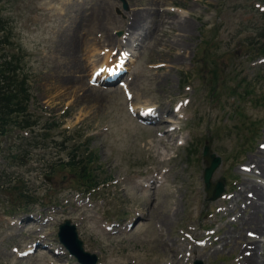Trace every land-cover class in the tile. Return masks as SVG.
I'll list each match as a JSON object with an SVG mask.
<instances>
[{
	"label": "rangeland",
	"instance_id": "374dc122",
	"mask_svg": "<svg viewBox=\"0 0 264 264\" xmlns=\"http://www.w3.org/2000/svg\"><path fill=\"white\" fill-rule=\"evenodd\" d=\"M126 1L128 10L121 0H0V23L10 40L3 48L24 50L20 62L27 74L24 104L38 119L31 130L14 127L0 135V264H78L57 240L58 224L65 218L77 225L84 248L98 256L97 264H168L173 256L169 244L180 256L184 252L183 257H189L184 263L181 259L182 264L195 259L204 264H241L238 254L245 244L242 256L254 254L253 264H264V234L249 236L258 234L257 228L264 231V205L253 197L255 190L264 191V176L258 167L242 168L251 166L260 150L256 159L262 157L264 165L260 146L264 56L255 49L264 42V0ZM142 11L146 19L126 38L125 24ZM91 14L99 24L86 32ZM183 20L189 25L185 31L179 26ZM103 23L112 41L102 40ZM120 48L133 51L126 73L107 85L90 84L94 66L110 57L108 63L113 62L117 58L113 49ZM209 78L219 81L218 99L210 96ZM122 79L124 85L119 83ZM226 80L238 90L248 83L251 91L240 97L225 90ZM126 86L135 96L132 105H158L161 114L155 122L153 115L145 119L141 113L132 114L137 106L128 108ZM183 98H189L188 103L174 111ZM46 122L54 125L43 134ZM184 122L178 130L176 124ZM172 128L176 129L166 133ZM206 140L222 159L212 182L221 176L235 182L225 186L231 197L246 182L244 195L258 201L257 207L245 208L241 200L206 199L202 178ZM76 144L97 154L94 174L98 180L107 179L91 193H82L66 169H57L56 175L50 172L54 168L50 163L66 158ZM24 150L29 159L21 156ZM45 175H51L50 180ZM30 195L42 205L19 208L13 212L16 216L3 211ZM54 201L57 204L50 205ZM241 215L255 223L240 222L246 242L241 246L234 233L236 237L224 245L222 236L228 238V231L236 230ZM117 221L126 225V234L121 235V227L115 234L105 231L107 222ZM186 233L206 244L197 246ZM35 240L47 247L41 245L33 255L21 257L19 252ZM187 244H194V250ZM54 249L64 253L56 255Z\"/></svg>",
	"mask_w": 264,
	"mask_h": 264
},
{
	"label": "trees",
	"instance_id": "16d2710c",
	"mask_svg": "<svg viewBox=\"0 0 264 264\" xmlns=\"http://www.w3.org/2000/svg\"><path fill=\"white\" fill-rule=\"evenodd\" d=\"M5 29V25L0 23V135L8 133L14 127H18L19 129L31 128L38 120L33 117L27 105L24 104L28 95L27 74L23 72L24 70L20 63L24 57V50L20 46L16 50H9V52L4 50L3 43L9 40L8 31L4 32ZM202 49L201 47L199 51ZM255 49L258 54H264V42ZM212 71H214V66L211 68ZM212 75H214V72H212ZM210 82V96L218 99L219 95L216 88L219 81L211 78ZM225 84L227 85L225 90L237 93L240 97L243 95L247 96L251 91L248 83L242 86L240 90L235 86L227 84V80ZM240 115L243 116L244 114L240 113ZM50 126V124H47L45 127L49 128ZM22 153L24 156L28 155L26 150ZM96 157L97 154L94 151L82 147L81 144H76L67 153L66 158L60 157L53 160L51 167L57 165V169H64V172L67 170V172L71 173L70 178H74L80 189L89 192L95 189L101 181L96 178L92 166ZM53 171L55 172L54 169ZM15 185H12L13 189H16L17 185ZM34 199L35 196L22 202L29 203L32 202L30 200Z\"/></svg>",
	"mask_w": 264,
	"mask_h": 264
},
{
	"label": "bare ground",
	"instance_id": "6f19581e",
	"mask_svg": "<svg viewBox=\"0 0 264 264\" xmlns=\"http://www.w3.org/2000/svg\"><path fill=\"white\" fill-rule=\"evenodd\" d=\"M77 2V1H76ZM79 2V1H78ZM96 10L95 9H93L92 10V13L94 14V13H96L95 12ZM98 14V13H97ZM146 19V15H145V12L144 11H142V12H138V13H136V14H132V17L130 18V21L127 23V24H125V28H124V30H126L125 32H123L124 34H125V37L126 38H128V37H131V34H130V32L132 31V28L134 29H136V28H138L142 23V21H144ZM106 20V19H105ZM86 23H87V25H86V27H85V30H86V32L87 31H89V30H92V27H95V25H98L99 24V21L98 20H96V17H93V15L91 14L88 18H86ZM102 26V28H103V33H104V37H105V39H102L103 41L104 40H107L108 42L112 39V35H111V33L109 32L108 33V31H107V29H106V25L103 23V25H101ZM179 26H180V28H182V30H186V28H188V23H187V21L186 20H183V21H179ZM88 27V28H87ZM85 32V33H86ZM134 34V33H133ZM101 35H103V34H101ZM133 36V35H132ZM101 40V41H102ZM72 41V40H71ZM112 41V40H111ZM114 41V40H113ZM74 42V41H73ZM111 43V42H110ZM111 45V44H110ZM95 68H97V66H94V69ZM128 87V86H127ZM97 92H102V93H104V94H110V92H103V91H100V90H98ZM134 104V106L136 107H138V108H142V110L144 109V108H146V107H144V105L143 104H141V103H137V104H135V103H133ZM149 107V106H148ZM159 113L161 114V110L159 109V107H158V105L157 106H152V108H149L147 111H146V113H144V114H141L142 115V117L143 118H145V119H148L150 116H152L153 115V118L151 119V122H155L156 121V119H157V117L159 116ZM172 113V112H171ZM152 125V124H151ZM167 126V125H166ZM161 128V127H160ZM174 129H176V128H172L171 130H167L166 131V133H168V131H172V130H174ZM162 137V136H161ZM261 152H263V151H258V155H256L255 157H253L252 158V160L250 161V163L251 162H254V166L255 167H258V169H259V173L261 174V175H263L264 176V165H263V160L261 159V158H259V159H256L258 156H260V154H261ZM251 168H252V166H251ZM255 170V169H254ZM253 186V185H252ZM263 185H261L260 184V187H262ZM246 187H247V183L246 182H244V183H242V186H241V189L238 191V193L236 194V197H233V198H229V199H226L228 202H234V201H236L237 203L241 200L242 202H244L245 203V208H248V207H251V206H253V207H257V202L258 201H261V204L262 205H264V191L263 192H261V191H258V190H255V192H253V197L254 198H256L258 201H256V203L255 202H253V200L251 199V198H248V196H245L244 195V192H245V190H246ZM253 188L255 189L256 187H254L253 186ZM250 200V201H249ZM249 202V203H248ZM241 206V205H240ZM167 220V216H164L163 217V219H162V222L164 223L165 221ZM252 222V223H254V220L253 219H247V218H245V217H242V215L240 216V217H238V219L236 220V224H237V228H236V230L235 231H228V234H229V236H228V238L224 235L223 237H222V240H224V245H227V243H228V241H229V239H232V238H234V237H236L235 236V234L234 233H236L237 234V238H240L241 240L239 241V243H240V245L241 244H243L242 243V241H245L246 242V240H245V238L242 236V231H243V227L240 225V222H242V224H246V223H248V222ZM255 224V223H254ZM259 226H261V225H259ZM249 227V226H248ZM251 228V227H250ZM257 228V227H256ZM261 228V227H260ZM260 228H257V230H258V235L257 236H261L262 234H264V231L263 230H261ZM235 229V228H234ZM251 231V230H250ZM226 234V233H225ZM245 235V234H244ZM256 236V235H255ZM252 240V239H251ZM258 241V240H257ZM160 242L163 244V245H167V243H166V241H165V239H160ZM236 242V241H235ZM238 242V241H237ZM251 242H253V241H251ZM257 245V243H255V246ZM242 246V245H241ZM246 244L244 245V246H242V249H244V250H242V252H240V256H239V254H238V260L240 261V263L242 264V262H245L246 264H253V263H255L256 261H257V259L255 258V255L253 254V255H245V256H242V255H244V254H242L243 252H245L246 250H245V248H246ZM250 246V245H249ZM169 250L173 253V256L171 257V261L168 263V264H182V262L184 263V260L186 261V257L184 256L183 257V255H184V252H182L181 253V256H180V251L175 247V246H173V244L172 245H170L169 244ZM194 246H190V250L192 249V250H194ZM256 250V247H254L251 251H255ZM183 251V250H182ZM250 251V252H251ZM179 254L178 256H179V258H175V254ZM263 256V255H262ZM260 257V256H259ZM264 258V257H263ZM181 259H182V262H181ZM188 259H189V257H188Z\"/></svg>",
	"mask_w": 264,
	"mask_h": 264
},
{
	"label": "water",
	"instance_id": "95a60500",
	"mask_svg": "<svg viewBox=\"0 0 264 264\" xmlns=\"http://www.w3.org/2000/svg\"><path fill=\"white\" fill-rule=\"evenodd\" d=\"M122 3H123L124 8H126L127 7V1L122 0ZM203 157L206 158L208 161V164L205 166L204 171H203L205 190L209 193L210 199H216L217 197L220 196V194L223 191V182L219 180L215 185H212L210 179H211V175H212L213 171L215 170V168L220 163V157L215 155V153H213L209 150V144L204 145ZM70 226L71 225H69L68 220L66 221L65 224H61L60 225V227H61L60 232H62V231L64 232V233L62 232L61 235H62V237L64 236V238L66 240V241L65 240L64 241L67 244V246L71 247L70 245L72 244L73 246L76 247V249H78L79 251H82V248H81L82 242L77 237V233H76L74 226H71V227ZM92 263L93 262H91L90 264H92Z\"/></svg>",
	"mask_w": 264,
	"mask_h": 264
}]
</instances>
